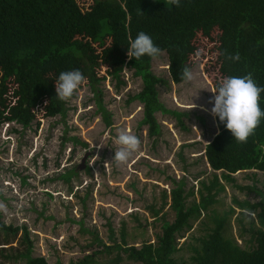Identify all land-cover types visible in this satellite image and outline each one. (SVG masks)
<instances>
[{"label": "trees", "instance_id": "trees-1", "mask_svg": "<svg viewBox=\"0 0 264 264\" xmlns=\"http://www.w3.org/2000/svg\"><path fill=\"white\" fill-rule=\"evenodd\" d=\"M93 2V10L83 11L76 0H0V125L8 124L7 132H20L10 122L22 129L31 127L35 110L40 106L45 116L60 115L63 120L69 110L75 111L76 105H70L69 100L57 99L52 74L60 75L64 68L74 70L76 65H80L91 93L83 100V108L93 101L96 109L92 114L101 111L106 125L110 124V113L102 101L107 90L101 84L108 76L114 92L124 95L121 100L125 105L133 101L142 103L139 125L147 126L148 137L153 139L160 134L156 112L168 113L182 130H187L186 120L194 112L168 109L160 101L159 86L169 85V80L151 69L153 58L145 55L137 61L128 57L130 31L146 13H157L148 31L155 45L163 27L168 25L177 45L179 65L189 68L190 56L197 51L195 37L201 34L216 39V60L224 79L250 73L256 84L264 87V0H180V7H167L165 0ZM72 22L74 25L69 29ZM214 30L218 31L217 37L212 36ZM236 53L240 55L239 61L227 58L228 54ZM103 62L109 66L107 75L96 71ZM137 78L141 88L125 90L129 81ZM219 86L217 83V89ZM259 104L264 111V92L260 94ZM196 117L204 123L203 117ZM215 118L221 131L205 145L202 153L211 169L210 176L204 179V170L195 172L196 182L200 181L196 192L193 187L185 189L184 177L169 178L172 185L169 192L162 190L159 206L155 203L145 206L152 222L160 221L159 230L152 233V238L146 233L147 217L143 222L136 214L134 228H141L139 246L127 243L124 227L119 241L110 228L108 237L112 243L99 240L103 250L96 249L74 264L94 261L95 264L122 261L121 264H264V117L246 143L237 142L219 118ZM64 133L63 142L87 146L85 141L67 136V129ZM73 154L74 148L70 160ZM86 170L90 172L91 167L87 165ZM237 172L246 173L244 179L252 182H239ZM76 173L73 167L56 177L69 182ZM259 173L263 178L258 177ZM22 184H27L26 176ZM225 189H231L230 205L219 212L213 205L217 194ZM239 192L252 197H240ZM189 197L193 198L188 200ZM165 206L172 211V220L165 218ZM201 214L204 219L198 220ZM196 220L195 228L200 233L185 236ZM19 231L20 243L25 248L12 253L15 248L9 246L11 250L6 253L9 247L4 246L12 243L9 238H15ZM181 238L185 239L179 243ZM239 238L243 244L238 242ZM32 249L27 226L6 225L0 211V257L22 258L23 264H49L44 256H32ZM179 251H187L189 255L177 256ZM102 258L104 261H98ZM0 264L6 263L0 261ZM54 264L62 263L57 259Z\"/></svg>", "mask_w": 264, "mask_h": 264}, {"label": "rangeland", "instance_id": "rangeland-1", "mask_svg": "<svg viewBox=\"0 0 264 264\" xmlns=\"http://www.w3.org/2000/svg\"><path fill=\"white\" fill-rule=\"evenodd\" d=\"M76 1L83 11L95 7L93 0ZM155 15L157 13H146L138 19L130 31L131 40L141 31L148 34ZM73 25L74 22L69 29ZM217 33L214 30L212 36L217 37ZM161 34L156 42L161 54L153 59L151 69L166 77L169 85L159 86V99L168 109L194 112L186 120L187 130H182L168 113L156 112L157 121L161 125L160 134L153 139L148 137L147 126L139 125L143 117L142 103L133 101L125 105L121 100L124 95L114 92L108 76L101 85L107 90V93H103L102 101L110 113L109 125L105 124L101 111L92 114L96 109L93 101L83 108V100L91 95L86 80L75 92L76 97L69 100L70 105H76L77 109L69 110L64 120L60 115L45 116L40 106L35 110L31 127L22 129L19 124L10 122V126L18 128L19 133L7 132L6 123L0 125V203L6 208V211H1L2 220L6 225L27 226L33 242L32 256H44L49 264H54L57 259L62 264L77 263L88 253L104 249L99 240L112 243L108 237L110 228L113 229L116 241H119L121 228L124 227L127 243L139 246L142 240L141 228H134V216L139 214L143 222L144 217H147L148 235L159 230L160 221L152 222L145 206L148 203L159 206L162 190L169 192L172 185L170 177L175 180L184 177L185 189L193 187L196 192L200 181L196 182L195 172L204 170V179L210 176L211 169L202 153L205 145L221 129L211 114L214 103L209 101H214L216 93L212 91L217 90L216 84H221L224 79L216 60V39H207L197 34L194 40L197 51L190 56L189 64L194 78L183 81L180 77L183 66L179 65L177 45L168 25L163 27ZM108 67L103 62L96 71L99 75H107ZM64 69L62 72L66 71ZM76 69L80 70V65H76ZM52 77L57 80L59 74L53 73ZM129 88L140 89V79L130 80L125 90ZM196 115L204 118L203 124ZM65 129L67 136L77 137L85 141L87 146L73 144L71 141L63 142ZM121 130L137 136L141 145L126 164L118 166L112 161L115 149L119 147L115 141ZM101 143L105 145L102 148L99 147ZM73 148L74 154L70 160L68 157ZM84 155H87L84 166L78 168ZM87 165L91 167L90 172L86 170ZM73 167L77 173L69 182L56 177ZM235 174L239 182H252L244 179V172ZM23 176H26V185L22 184ZM258 177L263 178L260 173ZM230 195L231 189L218 193L213 207L219 212L227 209ZM238 195L249 196L241 192ZM194 197L198 199L196 193ZM163 211L166 212L167 220L174 218L168 206ZM201 219H204L203 214L198 220ZM198 220L193 222V229L185 236L188 233H200L195 228ZM231 223L233 228L237 227L233 219ZM9 239L12 243L4 247L13 246L15 249L6 248V253L8 250L14 253L25 248L20 243L21 231L15 238ZM184 239L181 238L179 243ZM238 242L243 244L241 238ZM179 255L188 256L189 252L179 251ZM101 260L104 261L103 258L98 261ZM0 261L6 264L24 263L22 258L5 260L0 257Z\"/></svg>", "mask_w": 264, "mask_h": 264}, {"label": "clouds", "instance_id": "clouds-1", "mask_svg": "<svg viewBox=\"0 0 264 264\" xmlns=\"http://www.w3.org/2000/svg\"><path fill=\"white\" fill-rule=\"evenodd\" d=\"M165 3L167 7L172 5L180 7V0H165ZM160 54L161 49L143 31L139 32L134 40H130L129 59L135 58L140 61L145 55L155 59ZM227 58L239 61L240 55L239 53L228 54ZM180 77L183 81H191L194 75L192 70L183 66ZM84 80L85 77L79 69L61 72L56 80L57 99L62 102L70 100ZM212 92L216 95L214 101H209V103H214L211 114L219 118L237 142L246 143L248 138L254 135L261 117H264V111L261 110L259 104L260 94L264 92V87L258 86L249 73L244 77H226L218 89ZM115 143L119 147L115 149L112 162L118 166L126 164L141 145L140 139L126 130L119 132ZM104 146L103 143L99 145L100 148ZM0 211H6L2 203H0Z\"/></svg>", "mask_w": 264, "mask_h": 264}, {"label": "water", "instance_id": "water-1", "mask_svg": "<svg viewBox=\"0 0 264 264\" xmlns=\"http://www.w3.org/2000/svg\"><path fill=\"white\" fill-rule=\"evenodd\" d=\"M86 156L87 155H84V157L81 159V164H79L78 168H83Z\"/></svg>", "mask_w": 264, "mask_h": 264}]
</instances>
